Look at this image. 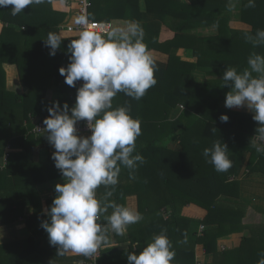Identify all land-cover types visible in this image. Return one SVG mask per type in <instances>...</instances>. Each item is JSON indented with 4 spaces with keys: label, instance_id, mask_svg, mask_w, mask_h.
<instances>
[{
    "label": "trees",
    "instance_id": "16d2710c",
    "mask_svg": "<svg viewBox=\"0 0 264 264\" xmlns=\"http://www.w3.org/2000/svg\"><path fill=\"white\" fill-rule=\"evenodd\" d=\"M247 2L248 0H242L241 20L252 26L254 34L258 29H264V0H255V7H246ZM90 4L88 17L91 20L94 13L98 14L100 11L96 0H90ZM233 4L230 0H147L148 12L179 19L182 21L181 27L184 24L192 29L216 26L219 34L216 38L185 35L181 44L170 42L171 48L192 50L193 55L198 58L197 64L182 62L179 57L171 55L165 67L156 66L157 85L153 86L154 90L174 92L176 103L179 98H186V110L174 124H168L171 109L166 108L164 124L155 126L158 132L165 133L149 140L147 147L139 152L146 161L135 173L141 178L126 185L115 186L114 193L124 192L122 196L117 195L118 204L125 205L126 197L137 196V210L143 214L146 222L142 226V235L138 238L131 237L129 249L136 248L134 252L137 254L162 229L167 230L175 251L173 264H197V245H203L207 254L214 255L215 264H257L259 253L264 251L263 237L254 233L251 238L243 239L241 246L235 250L217 251L218 239L243 231L242 221L246 213L244 207L226 203L221 198L239 197V182L231 178L239 173L247 152L251 154L247 166L249 172L264 175V154L258 153L251 143L254 130L251 129L253 122L247 123L248 116L219 108V103L226 100V94L231 88L223 87L221 81L219 84L222 89L214 86L215 82H209L204 89H200L191 79V73L196 67L238 65L239 71L248 67V57L255 49L246 40L239 41L230 37L229 23ZM11 8H5L2 14L1 18L6 23H9L7 17L11 15ZM29 13L30 11L26 14ZM58 24L41 21L38 25L49 33L58 30ZM9 31L11 30L5 32ZM182 38L176 37L180 41H183ZM4 41L5 37H0V47L7 45ZM70 42L71 40H62L56 55H49L47 59L52 58L53 62L64 61L66 53L70 52ZM238 54L242 57L245 55L244 60L239 61ZM259 54H264V45H260ZM14 59L21 82L30 87V91L23 97L5 91L0 94V156L9 142L12 149L20 150L11 152L6 165L0 168V220L4 226H8L24 219L30 236L0 244V264H50V259L61 255H58L59 246L42 247V241H49L47 232L41 227L42 221L48 217L42 211L38 186L62 177V174L55 167L54 160L49 159L47 165L34 160L35 135L11 139L5 132L13 123L12 120H7L10 112L22 109L24 117L32 115L35 119L42 116L46 102L47 89L36 84L35 78L34 83H30L31 73L34 71L28 69L26 57ZM1 65L0 62V68ZM54 74L51 70L49 77ZM7 98H10L9 102ZM214 110L235 119L233 122L222 123L215 117ZM167 125L174 126L171 130L176 134L179 149L154 146L156 141L160 142L167 136ZM145 130L147 132L150 128L145 126ZM218 140L226 143L229 148L228 156L232 167L227 172H217L202 155L204 148L211 147ZM123 171L129 174V170L122 166L121 173ZM52 202L53 200L47 201L48 208ZM28 207H32L31 215L26 213ZM200 226H204L202 234L198 232ZM115 251L101 250L99 263L105 264L104 259L114 255Z\"/></svg>",
    "mask_w": 264,
    "mask_h": 264
},
{
    "label": "clouds",
    "instance_id": "9594fccd",
    "mask_svg": "<svg viewBox=\"0 0 264 264\" xmlns=\"http://www.w3.org/2000/svg\"><path fill=\"white\" fill-rule=\"evenodd\" d=\"M44 2L0 0V7L12 6L11 15L16 16L27 6ZM245 6L255 7V0H248ZM75 23L82 30L68 46L69 65L59 72L67 85L76 87L81 80L83 84L77 89L71 108L67 102L61 107L58 100L47 107L49 115L43 121L44 130L55 149L52 159L64 182L55 186L58 195L50 208L44 209L48 218L41 227L47 232L49 243L59 246L58 255L72 252L91 257L108 242L110 233L123 236L129 225L144 219L134 208L108 202L119 182L121 167L129 170L130 179H136V171L146 163L143 155L136 152V141L142 134L140 120L132 116L130 103L114 107L113 99L118 93L135 100L143 98L157 83L156 65L138 23L115 27L106 33L95 30L85 15L77 16ZM44 40L50 48L49 55L55 56L62 43L61 35L49 32ZM245 40L253 47L264 45V29L246 33ZM247 64L243 71L227 67L224 72L223 87L231 88L225 107L246 106L259 123V140L264 141V54L253 52ZM219 119L227 123L229 116L222 114ZM78 121H87L91 135H78ZM253 138L255 150L264 154V144L255 143ZM228 152V145L218 140L204 148L202 155L217 172H227L232 167ZM100 186L106 191L98 199ZM109 208L112 212L106 217L107 223H98ZM259 256L257 264H264V251ZM127 260L128 264H173L175 251L167 230L154 235L138 254L127 253Z\"/></svg>",
    "mask_w": 264,
    "mask_h": 264
},
{
    "label": "crops",
    "instance_id": "0c3cea01",
    "mask_svg": "<svg viewBox=\"0 0 264 264\" xmlns=\"http://www.w3.org/2000/svg\"><path fill=\"white\" fill-rule=\"evenodd\" d=\"M78 1L79 0H45L43 4L27 6L24 12L13 16L9 15L8 22L14 25H9L2 20V14L5 7H0V37H5V47H0V62L2 68H0V94L7 92L10 94H16L21 97L29 93L30 87L24 85L21 82L19 69L15 63V57L25 56L29 63L28 69L33 70L31 73L30 83H35L45 87L47 89L45 104L42 110V116L35 117L33 120L29 115L24 117L22 109L17 111L16 109L7 115V120H12L13 123L5 130L7 135L11 139L15 138H27L30 135H35L33 129L37 122H42L49 113L47 107L53 101H59L61 107L65 102L69 104L71 108L74 106L76 100L77 89L79 87H71L65 83V77L60 75L59 69L61 67L67 68L70 63L71 53H66L67 57L64 61H52L49 57L50 48L45 46V40L47 39L48 32L42 30L38 25L41 21L49 22L50 24L59 23L58 30L53 31L59 33L62 40H72L78 38L79 33L75 31L79 25L75 23V18L80 16L78 13ZM232 5V17L229 23L231 28L230 37L234 40H245L246 33H252L253 28L251 25L244 23L241 20L242 0H230ZM98 4L99 13L95 14L96 18H104L105 21H99V19L91 20L99 23H110L111 29L115 27L126 26L129 23H138L144 30V43L147 45L154 58L155 65L158 67H165L170 59L171 55L177 56L182 62L197 64L198 58L192 53V50L187 48H174L170 47V42L181 44L185 40V35H194L199 38L215 37L219 34L216 26L210 27H198L195 29L188 28L185 24L181 27V20L168 15H160L147 11V0H96ZM12 7V6H8ZM37 10L39 13H37ZM30 11L29 14H26ZM26 26L29 28L26 29ZM38 25V26H36ZM13 26V27H12ZM12 28V29H11ZM6 30H11L5 32ZM183 37L182 40H177L176 37ZM189 44V43H186ZM259 48L254 47L256 53L259 54ZM168 50V51H167ZM167 51V52H165ZM170 52V53H169ZM251 52V50H250ZM217 53V50H216ZM239 61L245 56L238 54ZM47 59V60H46ZM244 60V59H243ZM218 62V60H217ZM212 66V67H209ZM208 67H196L191 73L192 81L204 89L209 82H215L216 87L221 88L219 82L222 81L223 74L227 70V67L218 65H209ZM231 67L240 70L238 65H232ZM53 70L54 74L49 77L50 71ZM157 85V84H155ZM10 98H7L9 102ZM186 98H179L176 103V97L174 92H159L154 90V87L149 89L145 96L140 100H135L127 97L124 93H118L113 99V106H122L125 102L131 104L132 116L138 118L141 122L142 134L136 141V152H142L147 147V142L154 137L162 135L165 132H158L159 124L165 122L166 108L171 112L168 115L167 123L174 124L175 120L183 113L184 103ZM219 108L226 112L241 113L248 116V121L253 122V137L257 134V128L259 123L253 119V113L245 107H233L231 109L225 107V100L219 103ZM214 115L217 119L222 114H218L214 110ZM15 114V115H14ZM228 122H233L235 118H230ZM242 119V118H241ZM242 121V120H239ZM227 122V123H228ZM238 121L236 120L235 123ZM247 125V124H246ZM145 126L150 130L146 132ZM44 125V129H45ZM172 125H167V136L162 141H156L154 146L168 148L176 150L180 148V144L176 141V134L171 130ZM81 136H89L91 134L84 132L78 133ZM36 146L34 148V160L39 163L48 164V160L52 159L50 155L55 151L54 147L49 143L47 133L45 130L35 135ZM158 140V139H156ZM19 149H12L10 142L7 144L3 151V155L0 156V168H3L7 163L6 155L11 152H18ZM135 154V153H134ZM251 154L247 152L244 155L243 163L239 173L232 177L231 180H237L239 182V197H222L221 200L226 203H231L234 206L244 207L246 210L245 217L242 224L244 229L241 233H236L228 236L221 237L217 241V251L224 252L228 250H235L241 246L243 239L251 238L253 233L256 236H262L264 239V175L259 173H250L247 166L250 160ZM50 161V160H49ZM53 161V159H52ZM60 171V170H59ZM141 176L136 175V179ZM134 179L129 178L128 172L120 173L119 182L117 185H126L131 183ZM63 177H58L50 182L41 184L38 186L39 196L42 203V211L48 208L47 201L54 200L58 195L55 191V186L58 183H63ZM97 189V198H101L105 194V188L103 186ZM124 192L113 193L109 197L108 202H116L119 196H122ZM137 196L126 197V206L137 210ZM112 209H108L106 213L101 214L98 223L102 225L107 223L106 217L110 215ZM27 215L32 214V207L26 209ZM146 224L145 220L139 223L129 225L125 235L118 236L114 233L109 234V240L99 248L101 250H116L114 255H109L104 259L105 264H128L127 253L134 252L136 248L130 250L129 245L131 243V237L138 238L142 235V226ZM201 228V227H200ZM199 232V231H198ZM30 236L26 221L24 219L18 222L4 226L0 220V244H6L9 242L23 240ZM52 245L49 241H42V247L50 248ZM196 260L197 264H215V257L213 254H207L203 245L196 246ZM89 257L81 254L68 252L65 253V257L57 256L50 259V264H86Z\"/></svg>",
    "mask_w": 264,
    "mask_h": 264
},
{
    "label": "built area",
    "instance_id": "2783aa9c",
    "mask_svg": "<svg viewBox=\"0 0 264 264\" xmlns=\"http://www.w3.org/2000/svg\"><path fill=\"white\" fill-rule=\"evenodd\" d=\"M90 5H91L90 0H79L78 1V13H79V15H85L88 17V11H89ZM89 22L91 25L94 26L95 30H98L102 33H106L107 31L111 30V24L110 23H99V22L91 21L90 19H89ZM81 30H82V27L80 25L77 28H75V31L78 33ZM82 84H83L82 80L76 82L77 87L82 86ZM32 119L34 120V118H32ZM76 128H77V133L87 132V133L91 134L90 130L87 127V121H78L76 124ZM43 131H44V124L42 122H38L36 124L34 130H33V133L35 135H38V134L42 133ZM255 136H254L255 143L264 144V141L259 140L258 135L256 137ZM8 156H9V154L6 155V158H8ZM99 220H100V218H99ZM203 231H204V226H201L199 233L202 234ZM99 258H100V252L98 249V251L93 256L89 257L86 264H100Z\"/></svg>",
    "mask_w": 264,
    "mask_h": 264
},
{
    "label": "rangeland",
    "instance_id": "374dc122",
    "mask_svg": "<svg viewBox=\"0 0 264 264\" xmlns=\"http://www.w3.org/2000/svg\"><path fill=\"white\" fill-rule=\"evenodd\" d=\"M91 16H92V15H91ZM93 17H94V16L91 17V20H97V19H99V21H105L104 18H96V17L93 18ZM184 108H185L184 110H186V106H185V105H184ZM37 123H38V122H37ZM37 123H36V124H37ZM33 130H34V129H33ZM253 139H254V138H253ZM200 227H201V226H200ZM199 232H200V228H199ZM199 234H200V233H199Z\"/></svg>",
    "mask_w": 264,
    "mask_h": 264
}]
</instances>
